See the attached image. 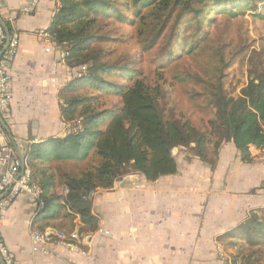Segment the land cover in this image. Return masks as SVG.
<instances>
[{
  "label": "trees",
  "instance_id": "trees-1",
  "mask_svg": "<svg viewBox=\"0 0 264 264\" xmlns=\"http://www.w3.org/2000/svg\"><path fill=\"white\" fill-rule=\"evenodd\" d=\"M256 1H263L256 16L264 19V0H58L47 32L66 52L69 68L85 66L86 70L59 92L61 115L69 124L66 133L35 143L26 155L33 180L42 189L37 210L47 226L70 231L79 219L80 231H95L99 218L93 212L92 194L99 188H112L116 180L133 172L150 181L175 174L176 147L194 144L192 153L214 168L221 146L231 141L243 162L253 161L250 147H264L263 73L251 79L237 97L225 89L222 69L210 77L176 74L177 82L193 80L203 88L192 98L199 94L209 98L213 114L205 130L188 117L168 115L161 101L166 80L163 68L184 53L204 49L209 28L216 22L214 14L237 16ZM126 11L128 17L123 16ZM114 17L134 26L148 42L146 49L160 44L167 61L154 81L132 69L124 57L108 60L114 52L99 46L107 38L100 31ZM229 65L225 62L223 69ZM111 75H120L130 85L107 80ZM86 87L91 92H78ZM109 92L121 97L119 108L105 107L100 93ZM55 162L86 164L68 171L56 170ZM58 187H64L65 193ZM65 221L71 222L70 228H65ZM226 237L264 244V211L251 212Z\"/></svg>",
  "mask_w": 264,
  "mask_h": 264
},
{
  "label": "crops",
  "instance_id": "crops-1",
  "mask_svg": "<svg viewBox=\"0 0 264 264\" xmlns=\"http://www.w3.org/2000/svg\"><path fill=\"white\" fill-rule=\"evenodd\" d=\"M57 6L58 0H0V19L20 36L8 62L12 101L4 125L8 141L24 156L35 143L62 136L69 127L59 92L76 71L60 49L47 51L39 36ZM193 146L173 149L175 174L150 181L133 172L92 194L99 227L110 235H94L91 248L82 244L88 255L57 243L46 252L36 249L33 233L51 226L28 196H19L1 219L10 251L22 264H233L224 251V242L233 238L226 234L251 212L264 211V151L251 146L253 161L246 163L234 143L225 142L212 168L192 153ZM74 229L80 230L79 219Z\"/></svg>",
  "mask_w": 264,
  "mask_h": 264
},
{
  "label": "rangeland",
  "instance_id": "rangeland-1",
  "mask_svg": "<svg viewBox=\"0 0 264 264\" xmlns=\"http://www.w3.org/2000/svg\"><path fill=\"white\" fill-rule=\"evenodd\" d=\"M262 5L263 1L249 3L237 16L230 13H215L216 22L209 28L210 39L204 49L194 54L184 53L182 57L169 62L163 68L166 80L163 84L165 94L161 106L168 115L188 117L195 126L205 130L213 114L206 95L195 94V98L191 97L192 94L201 92L203 88L193 80L177 82L174 77L176 74L191 72L194 75L210 77L222 69L225 74L224 87L235 97L241 94L251 79L260 73L264 74V19L256 16L262 11ZM127 14L126 11L123 16L128 17ZM107 24L100 31L107 38L100 41L99 46L114 52L108 60L124 57L126 58L124 61L128 62L132 69L145 73L150 82L154 81L156 72L167 61V57L160 52V44L146 49L148 42L138 36L136 28L116 17L109 19ZM93 43L95 44L92 42V45ZM225 62L230 65L223 69ZM74 77L76 74L71 81ZM106 79L130 85V82L123 80L120 75L106 76ZM78 92L91 91L86 87L79 89ZM100 94L105 107L117 109L121 106V97L117 94L112 92ZM85 164L86 162H55L53 166L56 170L76 171ZM60 188L57 190L60 191ZM64 224L66 229L71 227L69 221H65ZM224 245L226 258L233 264H264V244H251L245 237H235L226 240Z\"/></svg>",
  "mask_w": 264,
  "mask_h": 264
},
{
  "label": "built area",
  "instance_id": "built-area-1",
  "mask_svg": "<svg viewBox=\"0 0 264 264\" xmlns=\"http://www.w3.org/2000/svg\"><path fill=\"white\" fill-rule=\"evenodd\" d=\"M41 39L48 43L47 51L60 49L61 56L65 58L66 52L60 45L55 43L49 32L41 31ZM20 36L16 32H9L0 19V264H22L10 251L1 229V219L5 211L21 195H26L38 207L42 193L41 186L33 180V172L24 156L11 144L5 131V120L9 118L12 89L11 74L8 62L15 55ZM76 76H81L86 70L85 66L73 69ZM264 151V147L261 148ZM96 234L109 235L110 231L103 227L95 231H80L73 229L70 231L48 227L44 231L33 233L35 248L46 252L51 244L62 245L70 252L88 255V251L81 247L85 244L89 248L93 245V237ZM218 251L223 253V249L218 245Z\"/></svg>",
  "mask_w": 264,
  "mask_h": 264
}]
</instances>
